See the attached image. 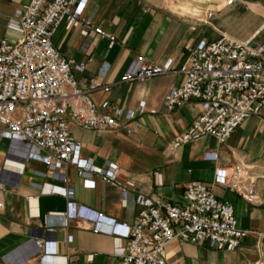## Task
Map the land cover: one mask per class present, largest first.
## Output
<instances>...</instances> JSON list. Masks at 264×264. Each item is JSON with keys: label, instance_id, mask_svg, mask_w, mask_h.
Listing matches in <instances>:
<instances>
[{"label": "crops", "instance_id": "0c3cea01", "mask_svg": "<svg viewBox=\"0 0 264 264\" xmlns=\"http://www.w3.org/2000/svg\"><path fill=\"white\" fill-rule=\"evenodd\" d=\"M29 1L0 0V39H20L8 22L16 20V10ZM82 15L91 18L93 28L114 35L115 41L110 45L105 36L83 35L79 29H66L62 22L51 40L64 58L83 65L82 70L73 69L75 78L83 87L97 86L88 92L96 105L107 99L113 106L126 108L144 100L147 110L132 133L86 130L73 123L69 127L81 144L83 158L96 166L116 163L118 179L132 181L134 186L122 194L118 187L93 176L94 186L86 187L76 167L68 165L64 172L73 198L42 193L39 184L63 182L51 173L36 174L46 172V166L36 160L24 162L22 144L1 137L0 178L17 186L9 184L0 192V264H120L115 249L117 244L126 245L139 209L137 195L183 205L184 187L192 180L212 185L216 198L232 203L240 228L264 232V106L222 144L205 135L172 148L175 135L190 125L200 105L191 100L167 110L163 103L164 94L181 79L176 70L188 48L198 41L226 35L236 41L252 39L253 47L264 44V0H86ZM137 55L157 64L171 59L172 71L121 82ZM236 165L247 171L246 183L254 184L260 204L245 201L215 181L216 169L218 181H226ZM77 206L103 213L102 228L107 231L94 230V221L85 215L76 216ZM54 212H67L72 218L65 225ZM47 227L54 230L47 232ZM36 237L54 242V252L34 254L30 240ZM165 251L169 264H264V239L255 233L243 237L233 250L174 238ZM8 253H12L10 261H4L2 256Z\"/></svg>", "mask_w": 264, "mask_h": 264}, {"label": "built area", "instance_id": "2783aa9c", "mask_svg": "<svg viewBox=\"0 0 264 264\" xmlns=\"http://www.w3.org/2000/svg\"><path fill=\"white\" fill-rule=\"evenodd\" d=\"M85 4L86 0H30L16 10L18 18L8 22L9 28L21 34L20 39L16 42L0 39V138L21 143L24 162L36 160L46 166V172L36 174L45 177L51 173L63 182V185L39 184L42 193L59 194L67 199L74 194L64 172L68 165L76 167L86 187L94 186L93 176L118 187L122 194L134 186L132 181L118 179L116 163L105 161L96 166L91 159L83 158L81 144L72 136L69 123L86 130L122 129L132 133L147 110L144 100L126 108L113 106L107 99L96 105L88 92L97 86L91 83L83 87L73 74V69L82 70L83 65L64 58L52 43V35L64 22L66 29H79L83 35L95 32L113 44L114 35L93 28L91 18L83 17ZM210 16L208 13L207 17ZM251 43L252 39L236 41L221 35L213 41L202 39L188 48L184 62L176 70L181 79L164 94L163 103L171 110L194 100L199 103L200 112L186 129L175 135L172 148L205 135L222 144L246 118L264 106V44L253 47ZM171 64V59L157 64L137 55L120 80L143 81L169 73ZM215 173V181L245 201L262 202L254 184L246 183L247 171L240 165L234 167L226 181H218V169ZM9 184L17 186V182L11 184L0 178V192ZM182 199L184 204L179 205L137 195L139 209L129 227L126 245L117 244L115 249L120 264H169L165 246L174 238L227 250L238 247L241 239L251 233L264 239V232L238 226L233 204L216 198L212 185L189 181ZM52 214L61 216L65 225L72 218L67 212ZM75 215L93 220L94 230L107 231L102 228L103 213L77 206ZM30 241L36 255L55 250L54 242L43 237ZM11 254L2 259L10 261Z\"/></svg>", "mask_w": 264, "mask_h": 264}]
</instances>
